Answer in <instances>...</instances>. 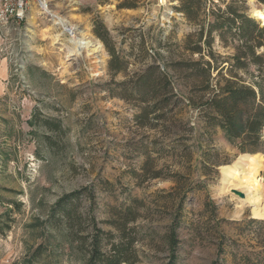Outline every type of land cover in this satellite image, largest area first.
Here are the masks:
<instances>
[{
	"label": "rangeland",
	"instance_id": "374dc122",
	"mask_svg": "<svg viewBox=\"0 0 264 264\" xmlns=\"http://www.w3.org/2000/svg\"><path fill=\"white\" fill-rule=\"evenodd\" d=\"M38 1H30L25 24L0 27L7 39L0 42V61L9 74L0 94V264H83L65 224L53 227L50 219L55 203L81 188L92 197H82L80 213L90 212L104 232L115 233L108 221L128 206L136 210L129 227L142 238L137 264H169L164 236L180 215L176 264H264V222L251 218L249 205L237 214L238 200L221 192L222 170L253 155L262 159L264 187V127L259 146L242 152L239 141L228 142L207 125L200 98L209 95L193 89L183 71L175 86L184 104L191 98L197 105L182 107L166 129L137 127L136 108L109 93L125 76L108 74L109 56L93 24L108 31L128 76L150 64L195 62L198 55L184 49L195 28L175 10L178 0H140L134 9L117 8L121 0H43L48 14ZM210 1L224 8L230 0ZM245 1L251 18L249 3L263 12L255 0ZM51 15L101 49L68 56L70 34L55 44L49 38L63 31ZM212 49L221 58L233 53L218 39ZM235 74L256 92L252 112L264 111V65ZM154 172L160 177L152 179Z\"/></svg>",
	"mask_w": 264,
	"mask_h": 264
},
{
	"label": "trees",
	"instance_id": "16d2710c",
	"mask_svg": "<svg viewBox=\"0 0 264 264\" xmlns=\"http://www.w3.org/2000/svg\"><path fill=\"white\" fill-rule=\"evenodd\" d=\"M255 1L264 12V0ZM139 3L140 0H121L117 8L134 9ZM178 3L175 10L195 28L194 34L187 38L184 45L185 51L198 55L199 59L195 62H170L164 68L150 64L141 72L128 76V62L115 48L108 31L101 22L93 24V34L109 56L108 74L111 77L118 74L125 76L123 81L115 83L114 88L109 90L110 96L136 108L133 122L137 127L154 129L161 126L166 129L167 125L176 122L175 118L182 107L197 105L191 98L187 99L188 104H184L181 91L175 86L174 77L183 71L188 73L186 79L194 81L193 89L209 95L205 101L200 98L207 125L219 128L228 142L239 141L244 146L242 152H253L261 142L264 111L252 112L256 92L245 85L235 71L245 70L249 64L258 68L264 65V24L247 14L245 0H230L223 3L224 8L210 0H178ZM215 39L223 48L232 49V55L225 58L216 55L212 49ZM147 167L148 159L143 169L148 170ZM159 177V172L151 176L152 179ZM87 191V188L73 191L55 203L50 216L53 227L65 224L68 239L76 243L77 250L85 258L83 264L140 262L142 252L138 245L142 238L136 229L129 227L136 220V210L128 206L117 219L108 221L115 233L104 232L98 228L90 212L84 216L80 213L81 199ZM87 197L91 198V193H87ZM133 203L141 204L137 200ZM180 221L181 215L172 221L164 236L169 264H176L178 260L177 230ZM39 255L40 251L36 250L32 261ZM28 263L32 264L31 261Z\"/></svg>",
	"mask_w": 264,
	"mask_h": 264
},
{
	"label": "bare ground",
	"instance_id": "6f19581e",
	"mask_svg": "<svg viewBox=\"0 0 264 264\" xmlns=\"http://www.w3.org/2000/svg\"><path fill=\"white\" fill-rule=\"evenodd\" d=\"M40 1V11L42 14H48L47 9L45 8V3L43 0ZM254 16L259 22L264 24V12L256 10L254 11ZM51 17L53 19V25L63 29L61 33H55L54 35L50 34V36L48 35L52 40V43L55 44L58 42L60 37L65 33L70 34V39L68 41L71 46L67 50L68 56H79L83 51L91 50L94 52L101 49V44L99 42L93 43V41L91 42L87 40L82 35L74 37L72 29L68 27L65 21L54 15H51ZM262 170L263 165L260 156L253 155L242 158L235 167L222 170L224 181L222 183L221 192L222 194L231 193L238 200L239 210L237 214L241 212L242 207L249 205L252 206L251 218L264 222V187H261L258 181L259 172ZM232 191H237L243 196L239 197L233 194Z\"/></svg>",
	"mask_w": 264,
	"mask_h": 264
},
{
	"label": "built area",
	"instance_id": "2783aa9c",
	"mask_svg": "<svg viewBox=\"0 0 264 264\" xmlns=\"http://www.w3.org/2000/svg\"><path fill=\"white\" fill-rule=\"evenodd\" d=\"M31 0H0V27H7L12 24L22 25L27 22V10ZM38 1V0H37ZM164 5L166 0H158Z\"/></svg>",
	"mask_w": 264,
	"mask_h": 264
},
{
	"label": "crops",
	"instance_id": "0c3cea01",
	"mask_svg": "<svg viewBox=\"0 0 264 264\" xmlns=\"http://www.w3.org/2000/svg\"><path fill=\"white\" fill-rule=\"evenodd\" d=\"M4 41L6 42L7 39L5 38L4 40H1L0 38V42L4 43ZM8 65L6 64L5 61H0V94L3 93V91L5 90L7 83H8Z\"/></svg>",
	"mask_w": 264,
	"mask_h": 264
},
{
	"label": "water",
	"instance_id": "95a60500",
	"mask_svg": "<svg viewBox=\"0 0 264 264\" xmlns=\"http://www.w3.org/2000/svg\"><path fill=\"white\" fill-rule=\"evenodd\" d=\"M248 11H249V14L252 16V18L254 20H256L257 22H259V20L254 16V11H256V8L253 4L249 3L248 4ZM233 194L239 196V197H242L243 195L237 191H232Z\"/></svg>",
	"mask_w": 264,
	"mask_h": 264
}]
</instances>
